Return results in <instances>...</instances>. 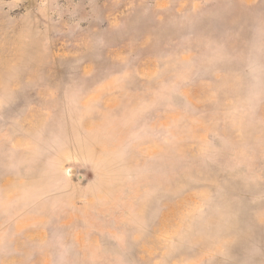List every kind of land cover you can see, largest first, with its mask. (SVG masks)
Returning a JSON list of instances; mask_svg holds the SVG:
<instances>
[{
    "label": "rangeland",
    "instance_id": "obj_1",
    "mask_svg": "<svg viewBox=\"0 0 264 264\" xmlns=\"http://www.w3.org/2000/svg\"><path fill=\"white\" fill-rule=\"evenodd\" d=\"M0 264H264V0H0Z\"/></svg>",
    "mask_w": 264,
    "mask_h": 264
}]
</instances>
